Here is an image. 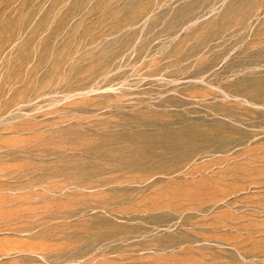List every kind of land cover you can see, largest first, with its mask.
<instances>
[{"label":"rangeland","instance_id":"obj_1","mask_svg":"<svg viewBox=\"0 0 264 264\" xmlns=\"http://www.w3.org/2000/svg\"><path fill=\"white\" fill-rule=\"evenodd\" d=\"M0 264H264V0H0Z\"/></svg>","mask_w":264,"mask_h":264}]
</instances>
